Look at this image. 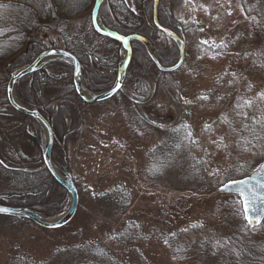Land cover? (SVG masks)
<instances>
[{"label":"rangeland","instance_id":"obj_1","mask_svg":"<svg viewBox=\"0 0 264 264\" xmlns=\"http://www.w3.org/2000/svg\"><path fill=\"white\" fill-rule=\"evenodd\" d=\"M159 1L182 32L184 62L151 75L143 99L124 90L94 103L67 155L75 216L52 230L1 215L0 264H226L230 235L264 243L241 197L219 191L264 163V0ZM181 121L188 133L168 159L163 130ZM20 142L27 154L39 149ZM113 191L116 209L102 201ZM70 201L67 192L62 212Z\"/></svg>","mask_w":264,"mask_h":264},{"label":"trees","instance_id":"obj_2","mask_svg":"<svg viewBox=\"0 0 264 264\" xmlns=\"http://www.w3.org/2000/svg\"><path fill=\"white\" fill-rule=\"evenodd\" d=\"M107 2L111 7L107 8ZM94 4L95 0H0V85L3 89L14 71L31 64L43 50L59 47L56 36L62 39L63 48L80 61L85 86L92 91L109 89L122 63L123 51L118 41L94 30L91 12L81 21L76 19ZM155 9L159 23L173 36L156 27ZM99 14L105 27L123 35L137 33L149 40L150 45L132 41L133 55L123 87L113 97L126 90L125 95L131 100L145 98L151 75L163 74L153 61L152 49L163 65L178 61L184 40L175 17L160 1L156 6L155 0H129L128 4L125 0H105ZM16 90L20 101L37 109L52 126V159L65 176H70L69 146L80 137L85 116L95 105L82 101L77 94L72 64L64 58L50 60L22 77ZM187 133L183 121L163 130L160 149L168 150V159ZM22 139L33 142L39 149L27 154L21 148ZM43 142L45 135L40 123L17 112L7 97L0 95V161L3 162L0 164V204L27 207L45 217H53L62 212L67 190L45 166L40 149ZM57 149L64 153L61 160L53 156ZM118 197L113 191L102 201L116 209ZM6 217L14 224L31 221ZM225 243L226 264H264L263 242L230 235ZM104 259L112 261L108 255Z\"/></svg>","mask_w":264,"mask_h":264},{"label":"water","instance_id":"obj_3","mask_svg":"<svg viewBox=\"0 0 264 264\" xmlns=\"http://www.w3.org/2000/svg\"><path fill=\"white\" fill-rule=\"evenodd\" d=\"M105 0H95V4L93 6L91 12V20L92 26L94 30L102 35L109 37L113 40L118 41L121 44L122 51L124 54V58L122 63L120 64L117 72L116 79L112 86L103 91H92L88 89L82 78V66L78 58L72 54L70 51L64 48H52L43 50L34 61L24 67H21L14 71L9 79L7 85V99L12 108H14L17 112L22 113L24 115L33 117L36 119L40 125L42 126L45 137H46V145L43 153V160L45 166L48 171L52 175V177L59 182L69 193L71 201L69 207L57 215L56 217H45L40 213L34 211L33 209L27 207H13L0 204V209H8L7 212L0 211V215L3 216H14L21 217L27 220L33 221L35 224L42 228L46 229H59L67 225L75 216L78 204H79V194L78 189L70 176H65L61 172L58 171L53 159H52V149L54 145V130L48 120L35 108L24 105L17 96L16 85L18 81L35 71H37L43 64L46 62L57 59L64 58L71 62L73 66V84L77 94L80 96L82 101L90 104L100 103L107 101L117 95L123 87L128 67L132 60L133 48L132 41L138 40L146 45H150L149 40L137 33H132L128 35H123L117 31L111 30L105 27L100 18V9ZM128 4V0H125ZM158 0H156L155 4L157 6ZM154 23L157 28H159L164 33L172 34L167 28L163 27L158 19L157 13L155 9L154 13ZM152 58L157 66V68L161 72H172L178 69L185 59V46L184 43H181L180 53L178 61L173 65H163L156 52L152 49ZM264 165V163L262 164ZM235 180L237 182L244 181L243 185L239 183H232ZM228 180L223 183L219 187V191L224 194H234L239 195L242 199L243 203V213L245 218V207L248 208L247 215L252 217V223H249L247 219L246 222L253 227H259L264 222V169L260 168L249 176H245L240 179ZM225 185H227L226 190L224 189ZM243 187L245 189V193H240V188ZM247 199L248 203L245 205V200Z\"/></svg>","mask_w":264,"mask_h":264},{"label":"snow or ice","instance_id":"obj_4","mask_svg":"<svg viewBox=\"0 0 264 264\" xmlns=\"http://www.w3.org/2000/svg\"><path fill=\"white\" fill-rule=\"evenodd\" d=\"M49 6H50V5H49ZM259 95H260V98H261L262 100H264V93H260ZM246 103L248 104V106H251V103H252V102H251V101H246ZM261 127H262V129H264V117H262ZM249 143H250V142H249ZM245 150H247V149H245ZM2 163H3V162L0 161V164H2ZM261 168L264 169V165H261ZM232 183H234V184H235V183H239V184L243 185L245 182H244V181H239V182H237V181L233 180ZM226 188H227V185H225L224 189H222V190H226ZM239 191H240L241 194H244V193H245V189H244L243 187H241ZM247 203H248V201H247V199H246V200H245V205H247ZM0 211L7 212L8 209H0ZM247 212H248V208L245 207V219H247L249 223H252V217L248 216V215H247Z\"/></svg>","mask_w":264,"mask_h":264}]
</instances>
